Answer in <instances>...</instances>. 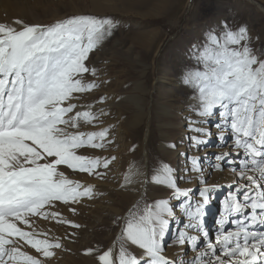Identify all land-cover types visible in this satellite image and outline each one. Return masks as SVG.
I'll return each instance as SVG.
<instances>
[{
    "label": "rangeland",
    "instance_id": "rangeland-1",
    "mask_svg": "<svg viewBox=\"0 0 264 264\" xmlns=\"http://www.w3.org/2000/svg\"><path fill=\"white\" fill-rule=\"evenodd\" d=\"M94 1L97 3L93 0H0V56H7L13 45L18 59L14 67L27 68L30 83L22 89L21 105H24L23 114L27 113L33 120L26 130L19 132L21 136L16 134L0 142L4 144L3 150L16 152L15 162L19 165L12 174L4 176L0 215L22 212L24 217H33V224L40 225L36 239L24 234L6 236V240L9 239L5 243L11 248L13 240L21 237L22 248L5 250L1 254L3 261L19 254L26 264H41L57 251L65 264H71L70 260L76 264H103L113 242L116 264H147L148 261L139 260V252L132 246L134 241L131 240V244L123 237L125 229H142L156 201H159L158 210L153 214L163 226L184 200L171 204L177 187L169 188L172 191L166 189L169 195L159 200L150 197L149 192L136 196L146 169L141 166L140 143L146 120L149 119L150 125L145 147L149 150L150 142L155 146L158 141L156 126L162 121L155 114L154 105L170 103V91L174 90L158 82L159 79L161 76L173 79L178 73L186 81L185 86L190 85L187 91L205 86L209 69L203 70L201 61L219 68L224 63H245L248 53L257 49L247 47L244 52L232 49L234 37L252 27L264 37V8L258 6L264 7V0ZM8 4L10 11H7ZM36 22L41 27L39 31L19 35V29L14 27L21 24L28 27ZM141 33L148 41L136 45L132 38ZM114 38L125 44L134 41L135 52L127 54L113 44ZM221 46L225 47L224 54L219 60L212 58V54L222 50ZM127 95H140L143 100L135 99L143 102L144 112L150 113L147 118L142 117L143 122L136 128L132 124H135L137 110ZM72 98L95 105L108 104L109 108L104 112L106 115L96 114L95 122H90L88 129L79 127L71 138L62 139L54 134L53 126L61 123V117L69 111L66 102ZM175 117L177 119L170 120L176 126L170 130L175 143L173 148L182 138L187 156L192 141H185L186 135H180L182 118ZM82 147L91 148L95 153L75 155L81 153ZM154 154L147 163L149 172L156 168L158 161H169L173 179L180 184L184 171L181 157L173 154L169 158H158ZM72 157L75 161L70 159ZM129 165L137 166L142 176L124 180ZM55 167L68 177L65 180L53 178ZM80 179H89L92 183L100 181L105 186L91 193L84 192L80 190ZM83 199L91 202L80 203ZM185 206L183 203L182 209ZM48 222H52L50 227ZM91 223H97V227L90 228ZM173 224L172 219L163 227L167 242L159 244V233L154 243L162 257L167 254L168 246L179 247L183 241L178 242L173 237L176 233Z\"/></svg>",
    "mask_w": 264,
    "mask_h": 264
},
{
    "label": "bare ground",
    "instance_id": "bare-ground-1",
    "mask_svg": "<svg viewBox=\"0 0 264 264\" xmlns=\"http://www.w3.org/2000/svg\"><path fill=\"white\" fill-rule=\"evenodd\" d=\"M248 1L253 2V0ZM93 2L97 3L94 0ZM258 6L264 8L262 5ZM7 11H10V4L7 5ZM26 26L21 24V26L14 27L19 29V35L30 30L39 31L41 29L37 22ZM245 26L247 29V25ZM253 28L247 29L246 33L243 28L244 31L238 32L234 37V43H232L234 45L232 49H236L238 52H244L247 47L257 49L256 51L253 49L252 53L246 52L248 55L245 58V63L242 61L233 65L224 63L219 68L208 65L204 60L201 61L200 66L203 70L209 69L205 86L199 85L198 88H191V91H187L190 85L185 86L186 81L184 82L181 78L182 75L180 76L178 73H175L173 79L161 76L158 81L172 86L174 90L170 91V103H154L155 114L162 121L160 120L156 126L158 141L155 146L150 142V151L145 147L150 125L149 119L146 120L144 137L140 142L141 166H146V169L143 172L144 176L140 178L141 183H139V191L136 196L139 197V195L149 192L150 197L158 199L169 195V188L177 187L170 202L177 204L184 199L183 203L186 206L182 209L183 203L179 204L173 217L172 215L166 216L167 222L173 219V228L176 230L173 237L178 239V242L183 241L179 247L170 248L168 246L165 257H162L154 245L159 233L162 240L159 244L168 240V238L165 239L167 234L166 229L163 228L166 227L167 222L160 226L153 214L158 210L159 201L152 204L151 216L147 217L146 224L142 229L132 227L125 229L123 237L128 242L134 241L131 244L139 252L137 254L139 260L148 261L147 264H264V37L259 36L258 31ZM132 40H135L136 45L146 44L148 41L142 33L134 35ZM135 42L125 44L116 38L113 40V44L127 51V54H132L136 47ZM221 49L219 53L212 54L211 57L219 60L224 54L225 47L221 46ZM16 55L12 45L7 56L2 54L0 56V142L3 138H13L22 133L20 131L26 130L33 121L27 113V115L23 114L25 110L24 105H21L24 96L22 89L24 90L28 82L30 83V78L27 75V68L21 69L20 65L14 67L16 61L18 62ZM139 59L138 56V61ZM192 83L190 81V84ZM126 98L130 99L136 107L135 124H132L136 128L143 122L142 117L147 118L150 113L149 111L144 112L145 105L143 102L137 101L138 99L143 100L140 95H127ZM147 102L150 105L149 100ZM66 103L69 111L61 117L59 125L53 126L55 127L54 134L62 139L72 136V132L79 130V127L88 129L96 114L103 116L109 108H107L108 104L84 103L79 98L69 99ZM176 115H180L182 118L180 135H186L185 141L187 139L192 141L187 156L185 142L182 138L178 139L176 148H173L175 143L171 129L176 126L170 120H174ZM35 122L37 121L35 120ZM151 141H153V136ZM3 145H0V191L3 190L4 176L12 174L14 168L19 166L15 162L18 159L16 152L11 151L12 149L3 150ZM7 148L9 149V147ZM79 152L81 153L75 155L95 153L88 147H82ZM154 153L158 158H169L173 154L181 157L184 171H182L180 184H176L173 179L174 175L169 161H161V163L158 161L155 165L156 168L149 172L147 163L150 155L152 157L155 155ZM73 157L70 159L75 161ZM48 159L50 158L48 157ZM53 175V178L58 180H65L68 177L58 167H55ZM140 176L142 173L137 166L130 167L124 180L130 181V178ZM79 183L82 184L80 190L89 191V193L105 186L103 182L92 183L89 179H83ZM166 189L169 190L165 191ZM79 202L89 204L91 200L83 199ZM33 222V217H24L22 212L19 215H10L9 213L0 215V264H26L25 259L19 254L4 261L1 260V254L5 250L20 248L21 237L10 240H13L12 248L7 246L5 241L9 239L6 240V236L9 234H21V236L24 234L28 238L36 239L40 225H35ZM52 222H48L47 226L50 227ZM90 225V228L97 227V223ZM110 247L103 264H116L114 259L116 246L112 242ZM59 254L55 251L52 258L43 260L41 264H65L66 261ZM70 262L76 264L73 260Z\"/></svg>",
    "mask_w": 264,
    "mask_h": 264
}]
</instances>
